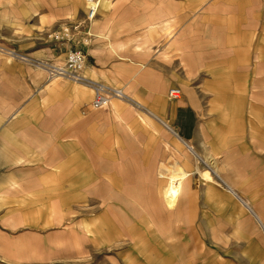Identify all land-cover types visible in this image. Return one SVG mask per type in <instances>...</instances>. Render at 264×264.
Masks as SVG:
<instances>
[{
    "label": "crops",
    "instance_id": "obj_1",
    "mask_svg": "<svg viewBox=\"0 0 264 264\" xmlns=\"http://www.w3.org/2000/svg\"><path fill=\"white\" fill-rule=\"evenodd\" d=\"M80 1L75 0L77 4ZM108 4L109 0L102 1L100 26H118L110 22L118 21L116 17L124 9H111ZM145 6L131 8L141 15L144 12L136 28L143 32L125 30L127 38L112 40L95 34L86 46L87 63L81 74L120 88L127 96L113 100L107 110L92 107L95 91L89 82L48 79L39 63L48 51L34 48L39 40L36 36L47 27L40 20L36 27L23 31L29 34L25 38L32 35L28 40L31 45L19 43L15 49L44 72L8 60L22 57L0 43V54L8 58L0 61L1 223L12 212L9 209L17 208L19 214L28 215L29 222L50 224L53 209L64 207L65 192L73 207H87L93 196L103 207H112L116 216L107 221L100 218L96 233L89 226L87 210L71 217V247L80 253L89 240L94 246L108 243L104 236L110 232L112 240L122 239L121 231L133 238L137 223L164 222L167 216L183 211L184 201L197 207L190 183L201 177L208 184L206 207L213 206L211 197L220 198L219 207L227 206L224 201L227 193L231 194L264 229L255 209L264 206V0H165L160 10L168 16L155 20L152 8ZM166 23L173 28V35L164 40ZM190 24L195 32L211 33L210 41L186 47L184 29ZM17 37L20 39L19 33ZM26 47L31 52H25ZM172 87L182 90V100L167 96ZM199 95L210 97L212 103L226 101L208 106L209 111L220 107L228 118L205 122V142L196 102ZM122 126L133 133L131 140L119 135ZM233 128L252 130L245 136ZM129 144L138 147L131 151ZM202 144L209 150L206 159L201 157ZM171 148L178 155L171 168L186 171L173 208L163 197L170 170L163 152ZM202 159L209 170L198 169L197 162ZM211 167H215L213 172L222 187L215 186ZM129 168L134 169L128 173ZM220 168L225 174L219 173ZM134 173L135 184L145 183L140 190L149 188L147 211L141 209L143 202L131 198L140 195L139 191L125 189L126 176ZM106 183H111L113 190L117 184L123 203L105 204ZM77 228L83 241L79 247ZM0 231L3 233V228Z\"/></svg>",
    "mask_w": 264,
    "mask_h": 264
},
{
    "label": "rangeland",
    "instance_id": "obj_2",
    "mask_svg": "<svg viewBox=\"0 0 264 264\" xmlns=\"http://www.w3.org/2000/svg\"><path fill=\"white\" fill-rule=\"evenodd\" d=\"M164 1L109 0V8L124 9V11L123 14L120 13L116 17L118 21L114 22L112 20L110 22V24H119L118 26L101 27L98 15L91 23L85 21L87 15L86 0H81L80 4H77L75 0H0V43L8 46L9 50L11 49L22 55L19 56L22 58L8 59L5 54H0V61L1 59L19 61L35 70L44 72L43 69L36 67V63L23 59L25 54L15 49L19 43H24V46L31 45L28 40L33 38L32 35L30 34L31 36L25 38L29 34L25 35L23 31H28L33 26L36 27L35 25L40 20L47 27L36 36L39 40L34 48L48 51L41 55L44 60L51 63H64L65 45H57L50 41L49 33L64 24L74 25L80 23V27L73 33L72 40L85 52L87 63L86 46L92 43L95 34L106 40H112L116 36L127 38L129 32L134 34L135 31H138L135 34H139L143 32V29H136L138 26L137 21L144 18V12L141 15V13L132 12L131 8H145L147 4L152 8L151 12L154 20L166 18L168 16L165 14L166 12L160 10L163 8L162 3ZM98 13H102L101 9ZM164 26L163 34L166 36L164 39L166 40L173 35V28L170 27V23H166ZM194 27L191 24L185 26L186 47L191 48L195 42L202 44L210 41L211 33L195 32L193 31ZM125 30L129 32H124ZM120 31L124 33L120 34ZM17 33L20 34V39H18ZM138 38L142 39L143 37ZM24 51L28 53L31 52V49L26 47ZM84 69L85 67L82 71ZM190 84H192V81ZM167 96L172 98L168 92ZM181 97L172 99L182 100L184 93L181 94ZM6 98L9 99L8 95ZM196 98L200 109L202 141L205 142L207 137L205 132L207 131L208 134V127H205V122L209 119L225 120L228 118L223 111L219 110L220 107L209 111L208 106L215 103L224 104L226 101L217 99L214 101L215 103H212L210 97L203 95ZM115 99L119 98H112L108 107L95 108L93 104L92 107L97 110H107ZM190 99L193 103V96H190ZM250 99L253 100V97ZM247 113L250 114L245 112V115ZM231 130L243 131L245 136H249V131L252 129L233 128ZM118 133L124 139L131 140L133 138V133H128L125 126L120 127ZM126 146L134 151L133 147L137 149L138 144ZM163 153L165 156L164 163L168 165L169 169H172V164L178 155L174 153L173 148ZM208 153V148L202 144L201 157L206 159ZM203 159L197 162L198 169L209 170L203 163ZM133 169L129 168L128 173ZM214 169L215 167H211L210 170L216 181L215 186L222 187L221 181L213 172ZM218 170L220 174H225L222 168ZM152 171H155V167ZM126 178L125 189H136V192L139 191L140 193V195L130 197L135 198V203L137 200L143 202L141 209L147 211L146 205L148 203L146 201L149 200L150 193L148 186L145 188H148L147 191L145 189L140 190L145 183L140 185L137 181L135 184L136 173L128 174ZM190 184L192 188H195L193 197L197 200V207L192 208V204L183 200L186 204L185 210L183 209L178 215H169L166 221L164 219V222L159 220L154 223H137L138 230L133 238L127 237L126 233L123 232L122 234L121 231L122 239L113 238L112 240V232H110V234L104 236L105 242L108 243L102 245L94 246L92 245L93 242L89 240L85 251L80 253H76L77 251H74L71 247V217L74 215L81 216V211L87 210L85 213L89 215V226L96 233L100 218H105L107 221L110 217L116 216V213L113 214L112 207L110 209L103 207L104 203H100L93 196H91L87 207H73L69 202L70 196L65 192L62 201L64 207L53 209L50 224L29 222L28 215H21L16 211L17 208H11L9 210L12 212L9 213L5 222H0V227L3 228V233L0 231V264H264V229L254 215L242 205L239 206V201L228 193L226 201H224L227 206L219 207L220 198L211 197L213 206L206 207L204 201L208 184L206 185L201 177L200 181L197 182L193 179ZM115 186L117 188L113 190L111 183H106V205L119 201L123 203V199L119 198V191H117L119 187L117 184ZM255 209L264 221V206L255 207ZM50 212L52 213V211ZM114 231L115 233L118 232V228L115 227ZM77 232L79 234L78 228ZM115 233L114 236H120V233ZM82 242L80 236L78 247L82 246Z\"/></svg>",
    "mask_w": 264,
    "mask_h": 264
},
{
    "label": "built area",
    "instance_id": "obj_3",
    "mask_svg": "<svg viewBox=\"0 0 264 264\" xmlns=\"http://www.w3.org/2000/svg\"><path fill=\"white\" fill-rule=\"evenodd\" d=\"M87 5V15L85 21L91 23L94 18L98 15L100 9L101 0H86ZM80 23L77 24H64L60 28L54 29L49 33V40L54 42L57 45L67 46L65 51V61L64 66H53L45 64L47 69L50 71L48 74L49 78L55 74L63 75L68 78H71L76 81L89 82L95 91L93 106L95 108H103L107 106L109 101L114 98H120L127 96L116 87H111L107 84L91 81L85 78L81 71L86 65V54L85 52L78 47V45L73 42V33L76 29L80 27ZM9 50V49H7ZM15 55L22 56L18 53H15L10 49ZM182 90L179 87H172L169 90V96L172 98H180ZM107 104V105H106Z\"/></svg>",
    "mask_w": 264,
    "mask_h": 264
},
{
    "label": "bare ground",
    "instance_id": "obj_4",
    "mask_svg": "<svg viewBox=\"0 0 264 264\" xmlns=\"http://www.w3.org/2000/svg\"><path fill=\"white\" fill-rule=\"evenodd\" d=\"M102 1L103 0H101V5H102ZM101 5H100V7H101ZM39 63L43 68L46 69L47 73H49L50 71L47 69L45 64L53 65V66H57V67L58 66H60V67L64 66L63 63H51V62H48L45 60L39 61ZM58 77H66V76L55 74L52 77H50L49 79H54V78H58ZM116 89H119L122 91V89H120V88H116ZM123 97H120V98H123ZM185 176H186V171H184V169H178V170L177 169H170L169 170L168 181H167V183L164 187V190H163V197H164V200L166 201L167 205L170 208H173L176 206L177 200L179 199V196H180L182 181L185 178ZM206 178L211 179V176L207 174Z\"/></svg>",
    "mask_w": 264,
    "mask_h": 264
}]
</instances>
